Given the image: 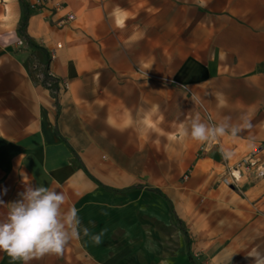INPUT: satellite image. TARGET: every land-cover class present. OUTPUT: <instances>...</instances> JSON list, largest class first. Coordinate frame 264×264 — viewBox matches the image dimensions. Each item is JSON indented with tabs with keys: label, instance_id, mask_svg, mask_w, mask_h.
Segmentation results:
<instances>
[{
	"label": "crops",
	"instance_id": "crops-1",
	"mask_svg": "<svg viewBox=\"0 0 264 264\" xmlns=\"http://www.w3.org/2000/svg\"><path fill=\"white\" fill-rule=\"evenodd\" d=\"M61 1L64 8L55 14L47 8L29 13L21 32V0H0V221L26 184L43 185L66 195L64 210H78L80 238L62 255L31 264H200L189 259L186 240L169 252L165 237L139 229V216L123 206L136 207L127 199L138 194H156L138 183L155 151L184 165L200 161L202 169L199 141L179 136L178 126H190L197 116L208 124L203 109L214 124L226 117L233 125L245 116L250 121L236 137H219L214 149L220 156L241 154L259 139L264 0H206V7L197 0ZM117 5L134 17L124 30L111 19ZM67 12L74 20L63 22ZM77 18L81 38L65 33L66 48L47 69H31L26 38L36 43L45 22L63 27ZM135 33L141 38L130 42ZM153 106L163 116L160 132L141 123ZM127 113L135 122L125 128ZM240 200L244 204L230 206L220 230L248 231L259 239L256 253L264 254V178ZM101 232L103 242L95 244L92 236ZM0 264L14 262L0 251Z\"/></svg>",
	"mask_w": 264,
	"mask_h": 264
},
{
	"label": "rangeland",
	"instance_id": "rangeland-1",
	"mask_svg": "<svg viewBox=\"0 0 264 264\" xmlns=\"http://www.w3.org/2000/svg\"><path fill=\"white\" fill-rule=\"evenodd\" d=\"M36 11L29 9V13ZM42 28L45 36L36 38V43L30 42L43 50L29 43L27 45V55L34 70H37V65H40L41 70L47 69L49 59L66 48L65 33L73 31L74 37L81 38L78 18L63 27L45 22ZM74 49L75 53H81L80 47ZM203 112L208 124H214L204 109ZM258 137L257 141L244 146L243 153L236 151L228 156L216 153L220 146L219 138L218 143L206 153L199 150V142L196 155L201 160V170L198 167L200 161L184 165L181 159L162 157L166 153L155 151L153 157L147 160L148 166L139 175L138 183L161 189L165 197L138 194L132 200L127 199L131 205L136 202V207L123 206V211L128 210L127 213L139 216V229L161 233L169 252L177 250L187 238L191 244V259L200 264H256L258 259H264V254L256 253L258 237L248 231L227 233L220 227L225 224L231 205L244 204L240 203L244 189L264 178V127L259 129ZM257 147H261V150L256 154L259 159L257 168H253L243 160L253 154ZM229 168L233 169L230 175L226 174ZM226 176L229 185L225 183ZM149 201L153 202L151 207ZM216 217H221L222 222H216Z\"/></svg>",
	"mask_w": 264,
	"mask_h": 264
},
{
	"label": "clouds",
	"instance_id": "clouds-1",
	"mask_svg": "<svg viewBox=\"0 0 264 264\" xmlns=\"http://www.w3.org/2000/svg\"><path fill=\"white\" fill-rule=\"evenodd\" d=\"M199 6L206 7V0H197ZM111 19L115 27L124 30L129 19L133 16L124 8L117 5L111 12ZM139 33L131 36L130 42H138ZM221 106H226V101L220 100ZM163 116L159 113L158 106H153L142 115L141 123L153 131L160 132L158 125ZM226 117L224 122L209 125L194 118L190 126L183 123L178 126V135L190 137L201 143L215 141L219 137L231 135L236 137L243 129L250 128L248 118L241 117L242 123L233 125ZM134 118L131 113L126 114L123 127L132 126ZM109 126L116 127L111 116L108 117ZM123 130V128H121ZM21 199L7 204L9 211L7 218L0 221V251L8 254L14 262L31 264L33 260H40L46 255H62L71 240L80 238V220L78 210L68 207L64 210L67 197L62 191L43 185L33 187L26 184L25 191L19 194ZM0 205H5L0 201ZM85 235L88 229H83ZM104 233L93 235L95 244L102 243ZM256 264H264V259H258Z\"/></svg>",
	"mask_w": 264,
	"mask_h": 264
},
{
	"label": "built area",
	"instance_id": "built-area-1",
	"mask_svg": "<svg viewBox=\"0 0 264 264\" xmlns=\"http://www.w3.org/2000/svg\"><path fill=\"white\" fill-rule=\"evenodd\" d=\"M28 7L29 9H35L37 11L47 8L51 14H55L64 8V3L61 0H36L34 3L30 4ZM72 20H74V15L70 12H67L65 14V17L62 19L63 22H69ZM63 86L66 87L67 83L63 82ZM217 143H218L217 139L212 142L201 143V145L199 146V150L201 151V153H206ZM255 150L256 151L253 154L248 155L243 160L246 164L248 163V166H252L253 168L254 167L257 168L256 164L259 159L256 156V154L258 153L259 150H261V147H257ZM235 170L238 171L237 173H240L238 169H235ZM231 172H233L232 168H229L228 170H226V174L228 175H230ZM184 177H186V175ZM224 180H225V183L229 185V179L227 178V176Z\"/></svg>",
	"mask_w": 264,
	"mask_h": 264
},
{
	"label": "trees",
	"instance_id": "trees-1",
	"mask_svg": "<svg viewBox=\"0 0 264 264\" xmlns=\"http://www.w3.org/2000/svg\"><path fill=\"white\" fill-rule=\"evenodd\" d=\"M21 3H22V5H23L24 12H23V17H22V21H21V24H20L19 30L22 32V28H23V26L25 25L26 20H27V17H28V15H29V7H28V5L25 4L22 0H21ZM26 39H27L28 43H29L32 47H35V48H38V49L43 50V48H41L40 46H37V45H35V44H32L28 38H26ZM134 187H135V188H141V185H136V186H134ZM147 189L150 190V191H152V192H154V193H156V194H158V195H160V196H162V197H165V195H164L159 189H157V188H147ZM171 211H172V213H174L173 210H172V207H171ZM185 235H186V234H185ZM186 245H187L188 257H189V259H191L190 254H189L190 242H189V240H188L187 238H186Z\"/></svg>",
	"mask_w": 264,
	"mask_h": 264
}]
</instances>
